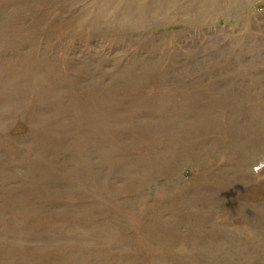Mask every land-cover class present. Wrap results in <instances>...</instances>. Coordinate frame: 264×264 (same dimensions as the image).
<instances>
[{
	"label": "rangeland",
	"instance_id": "obj_1",
	"mask_svg": "<svg viewBox=\"0 0 264 264\" xmlns=\"http://www.w3.org/2000/svg\"><path fill=\"white\" fill-rule=\"evenodd\" d=\"M0 264H264V0H0Z\"/></svg>",
	"mask_w": 264,
	"mask_h": 264
}]
</instances>
